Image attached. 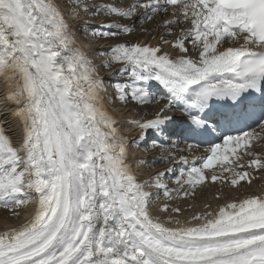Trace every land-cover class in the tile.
<instances>
[{
  "label": "snow or ice",
  "instance_id": "1",
  "mask_svg": "<svg viewBox=\"0 0 264 264\" xmlns=\"http://www.w3.org/2000/svg\"><path fill=\"white\" fill-rule=\"evenodd\" d=\"M157 19L156 45L81 46L138 24L151 35L144 23ZM117 102L159 107L126 121L130 140ZM0 113L16 135L0 124V208L17 219L32 208L0 231V264H264V190L230 199L222 188L225 203L183 220L164 203L161 219L151 208L160 191L174 199L171 169L141 182L128 162L152 133L145 151L190 165L175 191L209 175L235 191L264 174V0H0Z\"/></svg>",
  "mask_w": 264,
  "mask_h": 264
},
{
  "label": "bare ground",
  "instance_id": "2",
  "mask_svg": "<svg viewBox=\"0 0 264 264\" xmlns=\"http://www.w3.org/2000/svg\"><path fill=\"white\" fill-rule=\"evenodd\" d=\"M108 19L109 18H106V17L101 18V19L99 18V21L100 20L107 21ZM97 22H98V20H97ZM158 22H159V19L153 20L152 28H149L151 30V35L147 34V36L143 35L140 38L138 37V39L135 43L139 42V43H149L152 45H156L159 42V34L164 31V29H162V28L157 29L156 26H157ZM70 23H72L75 26V25H78L80 23V20L79 19L71 20ZM93 23L96 25V21H94ZM98 24H99V22H98ZM77 37L78 38L81 37L80 33H77ZM169 39H172V37ZM81 40L82 39H80L81 46L83 47L84 51L88 52L90 55L93 52V50H95V49L108 48L110 45H114V43L110 44L109 42H95V43L94 42H88L86 45V44H84L85 42L81 41ZM189 48H191L190 45H189ZM165 51H171V49L165 47ZM99 60L100 59H96V62L99 63ZM118 67H120V65L119 66H115V65L113 66V68H118ZM111 70L112 69H107V70H104L102 72V74L104 75V79L106 81H108V79H111V80H117L118 79L117 77L108 76L106 74L108 71H111ZM163 102L164 101H161V103H163ZM108 107H109V111L118 120H120L122 134L129 137V139L131 140L132 138H138V131L135 128L129 127L126 124V121L129 119H151L152 116L154 115L155 111L159 107V105L154 106L153 109H149L148 106H143V109H141L140 111H138V109H134V107H132V106H122L121 104H118L117 106H116V104L115 105H109ZM129 109H132V111L129 112ZM144 113H147V115H144ZM0 115H4V114L0 113ZM0 124H3L5 126V128L10 131V134L13 136V140H15L16 135H15V133L11 132L10 125H9L8 121L6 119H0ZM158 139L163 141L164 139H166V137H159ZM149 140L150 141L148 143L145 142L146 145L150 144L151 139H149ZM141 145L139 147H136L135 145L130 144V146L128 148V162L132 165V170H133L134 174L137 176V178L141 182H143V181H147V180L152 179L153 177L156 176L157 173L165 171L167 167L164 165L171 163L172 160H169L166 163H163L161 161L163 160L165 152L161 151L160 147L152 146L151 150L144 151L143 150L144 145L143 146H141ZM179 147H184V144L179 145ZM168 150H173V149H168ZM202 151H203V148H200L199 150H196L191 154L185 152V153H178V155H186L191 160L193 156H199ZM258 151H259V149H258ZM139 161H147V163L146 164L138 163ZM159 162L163 163V164H161L162 166L161 165H155L156 163H159ZM172 163H173L172 165L170 164L172 166V168L168 167V169L171 168V171L167 172V177H169V180L167 181V183L165 185H167L168 187L170 186V183L172 181L173 182L175 181V175L176 174L179 175L182 170L186 171L187 167L190 166V165L186 166L182 163H179L177 160H175V162L172 161ZM196 163L199 164L200 162L196 161ZM254 176H255V178L252 180L251 187H248V185H245V187H242V186L238 187L235 191H230V190L227 191L226 193H229V198L230 199H243L245 196H247L249 194L259 193L261 190H264V178H262V177H264V174L256 173V174H254ZM145 190L153 193V191L154 190L156 191L157 189L153 188V187H149V188H146ZM172 190L173 191L171 192V195L173 196V194L175 192V188ZM183 191H185V190H183ZM186 191L189 192L190 190L186 189ZM180 192H182V191L180 190ZM193 195L194 194H192V196ZM179 197H181V196H179ZM184 197H188V196L186 195ZM193 198H191V200L188 199L184 202L179 201L178 202L179 204L176 205L177 203L175 204L172 200H167L163 196V192L160 191V198L158 200L153 201L151 211L153 212L154 215L158 214L161 216V219H164L166 214L158 213L157 212L158 206H160L164 203H168L171 207H178L179 206V208L181 209L180 218L183 220V219L190 218L196 212H202L205 210H209V209L205 208L206 204L211 205L210 210H215L218 205L225 203V200L222 198L220 201H213L211 199L210 200L209 199H201V200L196 199L193 201ZM177 201H178V199H177ZM31 210H32V208H31V206H29L28 212L20 211L19 219H17L13 216L11 211L5 210L4 208H1L0 209V231H3L5 228L15 227V226L22 224L24 221H26L29 218V214H30ZM169 211H170V209H169ZM173 215H175V214H173Z\"/></svg>",
  "mask_w": 264,
  "mask_h": 264
},
{
  "label": "rangeland",
  "instance_id": "3",
  "mask_svg": "<svg viewBox=\"0 0 264 264\" xmlns=\"http://www.w3.org/2000/svg\"><path fill=\"white\" fill-rule=\"evenodd\" d=\"M101 18H105V17H100V19ZM98 20V22H99V18L97 19ZM98 22L96 21V25L99 27V30H101V31H103V30H106L105 28H103L102 26H99V24H98ZM127 21H121V23H126ZM152 22L153 21H151V22H146V23H144V27L145 28H152ZM114 30V29H113ZM115 31V30H114ZM147 32H142L141 31V29H140V25L138 24L137 26H136V28L134 29V31L131 33V34H125V35H120V36H117V37H112V38H99V37H92L91 35H89L88 36V38H87V40H84V39H82L81 41H84L85 43L84 44H86L87 45V43L88 42H109L110 44L112 43H114V44H116V43H119V42H127V43H129V44H132V43H135L136 41H137V39H138V37L140 38V37H142L143 35L144 36H147ZM80 35L82 36V33H80ZM166 38H171V37H166ZM97 59H102V57H98ZM114 66V65H113ZM115 66H119L118 64L117 65H115ZM108 81H115V80H111V79H108ZM118 104H120L119 102H117L116 103V106L118 105ZM128 106H132V107H134V109H138V111H140L141 109H143V106H140V107H135V106H133V105H128ZM154 106H156V105H150V106H148V108L149 109H153V107ZM145 110V109H144ZM151 138V135H149V138H148V141H149V139ZM148 141H146V143H148ZM144 145V146H143ZM141 146H143V148L145 149V147H146V144L144 143V144H142ZM150 148V147H149ZM148 148V150H151L152 149V147L149 149ZM143 149V150H144ZM147 150V151H148ZM145 151V150H144ZM165 154V153H164ZM173 162H175V160H172ZM172 161H171V163H169V164H167V165H164V166H166L167 168H166V170H168V167H171L172 168ZM162 162V161H161ZM161 162H159V163H156L155 165H161V164H163V163H161ZM171 164V165H170ZM153 165V164H152ZM154 165V166H155ZM162 166V165H161ZM170 168V169H171ZM165 170V171H166ZM216 171H217V174L219 175V169L217 168V169H215ZM206 171V173H211L213 170H205ZM177 176V174L175 175V177ZM223 184H224V182H223V180L221 179V180H217L216 182H212L211 181V179H210V175L208 176V179L205 181V183L203 184V185H198V186H196L195 187V189H191V188H189L188 186H184V188L185 189H182L181 191L182 192H180V191H175L174 192V194H173V197H174V199L172 200L176 205H178L179 203V201H186V200H188V199H190L191 200V198H193V201L194 200H201V199H211V200H213V201H220L221 200V198L223 199V197H221V195H220V192H221V189L223 188V191L226 193L227 191H229L230 189L228 188V187H223ZM241 185H243L242 187H245V185H247V182L245 181H242L241 182ZM177 186V187H176ZM179 186L178 185H176L175 184V181L173 182H171L170 183V186L168 187L169 189H174L175 188V190L178 188ZM187 187V188H186ZM186 189H188V190H190L189 191V193H191L190 195H187L188 197H184V196H186V195H184L183 193H184V191L183 190H186ZM179 193V194H178ZM178 194V195H177ZM192 194H194L193 196H192ZM184 195V196H183ZM178 196V197H177ZM179 196H181V197H179ZM208 197V198H207ZM218 197V198H217ZM177 199H178V201H177ZM183 199V200H182ZM177 201V202H176ZM179 207V206H178ZM1 209V208H0ZM5 210H7V209H5Z\"/></svg>",
  "mask_w": 264,
  "mask_h": 264
}]
</instances>
